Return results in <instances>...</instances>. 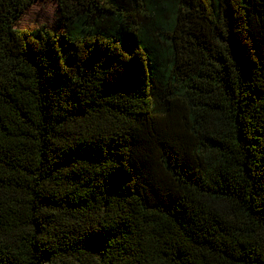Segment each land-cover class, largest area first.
<instances>
[{"label":"trees","instance_id":"obj_1","mask_svg":"<svg viewBox=\"0 0 264 264\" xmlns=\"http://www.w3.org/2000/svg\"><path fill=\"white\" fill-rule=\"evenodd\" d=\"M0 0V264H264V0Z\"/></svg>","mask_w":264,"mask_h":264},{"label":"rangeland","instance_id":"obj_2","mask_svg":"<svg viewBox=\"0 0 264 264\" xmlns=\"http://www.w3.org/2000/svg\"><path fill=\"white\" fill-rule=\"evenodd\" d=\"M55 4L51 1L41 0L35 2L14 24L17 30L31 32L43 27L48 31L58 33V23Z\"/></svg>","mask_w":264,"mask_h":264}]
</instances>
